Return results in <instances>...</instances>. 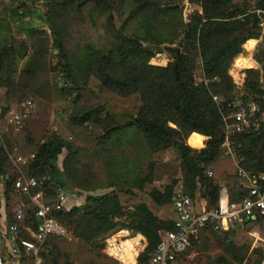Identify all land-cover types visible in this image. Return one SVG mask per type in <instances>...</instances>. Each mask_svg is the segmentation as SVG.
Returning <instances> with one entry per match:
<instances>
[{"label": "trees", "instance_id": "obj_1", "mask_svg": "<svg viewBox=\"0 0 264 264\" xmlns=\"http://www.w3.org/2000/svg\"><path fill=\"white\" fill-rule=\"evenodd\" d=\"M41 1L45 2L42 10ZM16 4L21 7H8ZM188 4L191 8L186 18ZM85 12L93 23L107 15L111 39L103 47L86 41L71 50L67 46L69 21ZM124 15L117 26L116 20ZM263 31L264 0H0V86L5 87L2 117L29 98L49 99L52 92L72 99L70 107L61 112L76 133L74 141H70L72 136L49 128L36 144L30 132L17 130L24 133L23 143L31 148V156L21 168L38 182L32 193L43 190L49 202L55 201L60 190L78 189L85 194L84 203L54 212L70 236L48 238L43 264H120L103 249L107 237L122 230L146 238L136 264H151L161 241L160 231L176 230V226L173 218L157 215L144 201L145 195L155 207L171 206L179 182L195 205L205 200L206 210L218 206L223 187L231 201L249 196V184L240 177L239 168L251 176L264 174V133L247 129L229 137L239 157L237 165L223 146L225 118L232 120L237 110L233 104L237 86L229 71L237 56L247 54L244 44L260 37L253 55L259 67L245 70L240 99L244 104L263 105ZM19 36L29 39L31 49L22 67ZM167 45L180 46V50L166 51L172 58L167 66L152 64L156 48ZM54 50L58 51L55 65L51 63ZM198 58L202 68L199 80ZM48 71L62 73L57 83L43 76ZM194 132L207 137L203 148L189 145V134ZM203 140L191 138L197 146ZM16 145L0 140V181L7 208V219L0 225L4 230L13 220L11 201L19 195L25 210L21 235L29 238L26 228L38 231L39 220L30 197L15 186L21 173L10 156L16 155ZM171 147L181 159V178H174L162 190L147 191L156 169L152 157ZM147 158V171L142 173ZM101 169L105 176L99 174ZM110 187L118 191L97 193ZM118 192L140 196L142 201L127 207ZM252 221L262 219L248 222ZM232 230L217 232L206 223L198 226V234L192 235L190 242L201 251L211 235L228 236ZM232 246L230 242L229 253ZM231 257L219 256L216 262L243 261L235 254ZM263 259L264 250L258 264Z\"/></svg>", "mask_w": 264, "mask_h": 264}, {"label": "built area", "instance_id": "obj_2", "mask_svg": "<svg viewBox=\"0 0 264 264\" xmlns=\"http://www.w3.org/2000/svg\"><path fill=\"white\" fill-rule=\"evenodd\" d=\"M257 13L261 14V11L258 10ZM261 39L262 37L258 39V42ZM254 51L253 49L250 56L246 54L237 56L229 71L237 86L236 99L233 103L237 110L232 115V120L225 118L227 135L223 146L227 148V153L231 154L237 165L239 164V157L236 149L230 145L229 137L236 132L247 129L261 130L264 133V94L262 96V106L255 102L244 104L240 99L243 94L245 70L259 67L253 57ZM247 52L249 54V51ZM247 59L250 63L249 66H243L238 62ZM236 67L239 68L236 72L238 80L233 74ZM208 81L206 79V82ZM22 107L24 109L11 108L5 118V124L15 130L22 129L33 103L29 100L23 103ZM13 162L15 166L19 167L18 162L25 163L26 158L19 155ZM19 171L21 174L16 180V189L26 193L31 202L37 207L36 216L39 220V230L33 231L26 228L30 234L29 238H24L21 235L22 227L20 223L25 219V210L24 204H19L15 208L13 220L7 224L3 234L0 235V264H9L10 262L24 264V261H29V264H43L42 252L45 250L48 238L51 236H70L69 230L54 216V212L71 207V200L77 195L71 193V191L60 190L55 201L49 202L43 190L31 192L32 188L38 185L36 178L26 176L20 168ZM207 171L208 175L212 176L211 169L208 168ZM239 175L249 184V196L241 201H231L227 187H223L218 206L211 210L204 209L201 212L196 210L192 197L185 192L183 182H179L175 188L173 201L176 230L160 231L161 241L153 254L151 264H172L178 254L185 252L192 245L190 237L192 235L197 236L198 226L206 223H210L213 230L217 232L227 231L233 225L243 227L252 217H255V219L261 218L262 221L259 222V225H264V174L251 176L242 168H239ZM262 264H264V259Z\"/></svg>", "mask_w": 264, "mask_h": 264}, {"label": "rangeland", "instance_id": "obj_3", "mask_svg": "<svg viewBox=\"0 0 264 264\" xmlns=\"http://www.w3.org/2000/svg\"><path fill=\"white\" fill-rule=\"evenodd\" d=\"M242 1V0H239ZM40 8L43 9L45 2L41 1L39 2ZM190 4L187 5L185 15L186 18L188 16V13L190 12ZM86 12L84 15H76L75 17H72L69 25V35L67 37V46L69 49L75 48L78 44H83L86 41H90L98 45L99 47L105 46L111 39V36L109 35L106 25H107V15H104L102 17L96 18V22L93 23L90 18H86ZM83 16V17H82ZM127 15H124L122 18L117 19V26H120L121 23L124 21ZM40 23V22H39ZM21 43V48L19 52L20 57V64L19 67H22L24 62L27 60L31 49H30V43L29 39L27 37H18ZM245 48V44H244ZM58 51H53L54 56L51 57V63L55 65L58 61V58L56 57V54ZM250 53V52H249ZM250 56V54H247ZM27 56V57H26ZM171 55L168 54L166 51L162 54H157L154 58H152L151 62L152 64H167L169 61H171ZM22 62V63H21ZM243 63V64H242ZM239 64L243 66H249V60H241L239 61ZM239 70L238 67L235 68V71L233 74L235 75L236 79L238 80V74L236 73ZM62 73L58 71H48L43 76H46L48 79H53L52 84L58 80V77H61ZM197 79L199 80L202 77V68L200 64V60L198 58V68L196 72ZM56 79V80H54ZM4 94H5V87L0 86V107L1 112L2 108L4 106ZM31 99L33 103V107L30 110V113L28 117L26 118L27 123H30V127L34 128L37 127L41 132V127H48L57 130L62 135L67 137H73V139H70V141H74V137L76 135L75 131H72L71 128L68 126V117L64 115L61 110L63 107H70V104L72 102V99L70 97H60L58 94H55V92L50 93V98H29ZM29 101V100H28ZM26 102H22L20 105H16L14 107L17 108H23L22 104ZM24 109V108H23ZM51 115H53V121L54 124L51 126H43L42 124L47 123L48 118L50 119ZM38 118V120H37ZM25 120V121H26ZM49 123V122H48ZM41 124V125H40ZM25 131L30 132L31 136L33 135L32 130L29 127H23ZM47 129V130H48ZM133 129L136 130L134 127ZM0 130L4 134L2 140L7 141L8 143L17 144L14 148L16 151V155H11L10 158L12 162L19 156H23L27 159L31 156V148L27 147L23 142V136L24 133L19 132L15 130L14 128L8 126L4 122L0 124ZM46 130V131H47ZM34 131V129H33ZM46 133V132H45ZM44 133V134H45ZM44 134H38L36 140V144H40L42 142ZM33 138V136H32ZM187 143V142H186ZM190 144V143H189ZM193 144V143H192ZM191 146V145H190ZM197 145H192V147ZM64 155V154H63ZM62 155V158H64ZM146 155H142L141 158L145 157ZM169 157V158H168ZM166 156L168 162V167L166 165H157L158 163H161L160 161H156V169L154 176L160 177L161 172H166L174 181V178H177L176 175L179 174L180 165L178 163L177 158L179 157H173L172 155ZM154 156L152 157V159ZM145 161L144 169L142 170V173H145L147 171V163L149 162V159L147 158ZM61 158L59 163H61ZM19 167L14 165L13 166L19 170L22 169L21 165L23 162H18ZM99 165V163H98ZM103 169L99 171V174L102 175ZM106 175V174H105ZM104 175V176H105ZM70 191V190H69ZM67 191V192H69ZM74 191V190H73ZM78 194V201L76 203H73V205L79 204L83 201L82 199V191L76 189L75 190ZM81 198V199H80ZM148 200V199H147ZM22 201V198L18 195L16 197L12 198L11 201V210H14ZM126 206L130 207L134 202L126 201ZM149 203H151L149 201ZM200 203V201L198 202ZM198 203L196 205H198ZM72 205V204H71ZM72 205V206H73ZM156 210V207L153 206ZM6 199L4 197V184H0V217H1V211H6ZM171 214V212H169ZM165 215V213H164ZM251 232V233H250ZM228 237V239L226 238ZM232 243V250H230L231 254H235L239 257L243 258V261L240 263H237L236 260L233 259L234 264H258V262L261 259V253L264 250V225H259L258 221H252V222H246L243 227L239 225H233V230L230 231V234L228 236H225L222 233H218L217 235H211L208 240H206L204 244V249L199 251V261L198 264H217L216 259L219 256H227L228 258H231V254L228 252L229 243ZM254 245V247H253ZM231 246V245H230ZM253 247V248H252ZM255 248V249H254Z\"/></svg>", "mask_w": 264, "mask_h": 264}, {"label": "crops", "instance_id": "obj_4", "mask_svg": "<svg viewBox=\"0 0 264 264\" xmlns=\"http://www.w3.org/2000/svg\"><path fill=\"white\" fill-rule=\"evenodd\" d=\"M20 37H25V36H20ZM257 42H258V39H250V40H248L245 43V45H247L249 49H254L255 50L257 45H258V43H259V42L258 43ZM245 49L247 51H249L246 47H245ZM249 52L251 53L252 50L249 51ZM168 63L167 64H160V65L161 66H167ZM155 65H159V64H155ZM1 113L2 112H1V107H0V124L3 123V122L5 123V117H2ZM53 117L54 116L51 115L50 119L48 118L47 123H44L42 125L43 126H51L52 124H54ZM27 120L25 121V125L24 126L25 127H29L32 130V132H33L32 136H33L34 142L37 143V140H36L37 136H35V134L36 135L41 134V133L44 134L46 132V130L48 129V127L47 128L46 127H44V128L41 127V132L39 133L40 130L37 127H34V128L30 127V123H27ZM37 120H38V118H37ZM33 129H34V131H33ZM3 135L4 134L0 130V140L3 138ZM189 135H191L190 136L191 138H192V136L202 137L203 139L205 137V140H203V142L201 143V146H196V148L200 149V147L203 148L205 146L206 139H207L206 136L200 135V134L195 133V132L192 133V134H189ZM190 137H189L190 141L189 140L188 141L190 143L189 145L192 146L194 144H192ZM193 147H195V146H193ZM64 155H63V157H64ZM170 155H172L173 157H176V158L179 157V154L176 151V149L174 147H171L169 149H166V150H163V151H160V152L156 153L154 155L153 161L154 162L160 161L161 163L157 162V165H166V167H168V163H169L168 161L169 160H167L166 156L168 157ZM62 159L63 158L61 156V161H62ZM177 160H178V163L180 165V162H181L180 157L177 158ZM60 166H62V162L60 163ZM105 174H106V172L105 173L102 172L103 176ZM160 175H161L160 177H157L155 175L154 176V182L152 184H147L146 185V190L147 191H150L152 188H158V189L162 190L165 185H168V184L172 183L173 179L166 172H164V173L161 172ZM176 177L177 178H181V171L180 170H179V174L176 175ZM0 184H3V182L0 181ZM111 190L118 191L116 189V187H110V188L100 189L97 193L104 194V193H106L108 191H111ZM71 193H74V194L77 195L74 199L71 200L70 204L73 205V203H76L78 201V197L79 196H78L76 191H71ZM118 194L120 196V199H121L122 203L125 204V205H126V203H125L126 201H130V202H134V203H138V202L142 201L140 196H137V195L125 194L123 192H118ZM82 199H83V201L81 203H84L85 202V194L82 195ZM144 201L149 203V200H147L146 195H145ZM149 204L151 205V208L155 211V213L157 215H159L161 218H163V219L173 218L175 220L176 215H175V211H174V206L173 205L165 206V207H162V208L156 207V210H155V208L153 207V204H151V203H149ZM195 207H196V210L198 212H201L202 210H204L205 207H206L205 200L201 199L200 203H198V205H195ZM169 212H171V214ZM164 213H165V215H164ZM1 214L2 215L0 217V224H1V222L3 223L7 219L6 211H1ZM116 220H119V218H117ZM2 227L3 226L0 225V235L3 234V232H4ZM231 229H233V227H231L229 230H231ZM229 230H227V231H229ZM115 239H117L116 243L113 241ZM105 241H106L107 244H106V247L103 249V252L108 254V255H110V256H112V257H114L115 259H117L120 262V264H136L138 255L145 249V247L147 245V240L142 234H140V233L133 234V233H131L128 230H122V231L116 233L113 236L107 237V239ZM126 242H132V245L136 249L137 253L134 255L133 259L129 258V256L126 253V251L124 252L125 248L124 247L122 248L123 244L126 243ZM114 243L118 247L116 255L113 252H112L113 253L112 254L111 251H110V249L112 248V244H114ZM253 247H254V245H253ZM199 256H200L199 251H197L193 245H190L185 252L180 253V254L177 255L176 260L174 262H172V264H198ZM262 262H261V264H262ZM9 264H15V263L14 262H10Z\"/></svg>", "mask_w": 264, "mask_h": 264}, {"label": "bare ground", "instance_id": "obj_5", "mask_svg": "<svg viewBox=\"0 0 264 264\" xmlns=\"http://www.w3.org/2000/svg\"><path fill=\"white\" fill-rule=\"evenodd\" d=\"M204 140H205V137H204ZM201 148V147H200ZM115 243L117 241V239L113 240ZM112 244V248L110 249L111 253L113 252L115 255H116V252L118 250V247L116 246V244ZM125 248L124 249V252L126 251V253L128 254L129 258H132L134 257V255L137 253L136 252V249L135 247L132 245V242H126L123 244L122 248ZM138 247V246H137ZM112 253V254H113ZM119 253V252H118ZM117 253V254H118ZM120 255V254H119Z\"/></svg>", "mask_w": 264, "mask_h": 264}, {"label": "water", "instance_id": "obj_6", "mask_svg": "<svg viewBox=\"0 0 264 264\" xmlns=\"http://www.w3.org/2000/svg\"><path fill=\"white\" fill-rule=\"evenodd\" d=\"M9 8L11 9H18L21 7L20 4H16V5H8ZM151 50H155V47H150ZM180 50V46H173V45H167L164 48H156V51L158 54H162L165 51H179ZM252 219H255V217H252Z\"/></svg>", "mask_w": 264, "mask_h": 264}]
</instances>
